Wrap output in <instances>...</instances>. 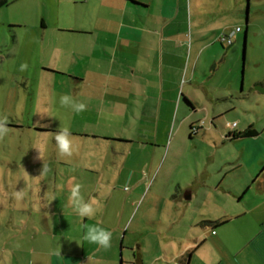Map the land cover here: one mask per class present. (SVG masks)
Wrapping results in <instances>:
<instances>
[{"label": "rangeland", "instance_id": "374dc122", "mask_svg": "<svg viewBox=\"0 0 264 264\" xmlns=\"http://www.w3.org/2000/svg\"><path fill=\"white\" fill-rule=\"evenodd\" d=\"M83 1L6 0L0 6V116L7 115L10 128L0 140V244L43 246L54 242L45 235L50 228L56 243L81 248L84 233L73 232L78 215L69 204L72 186L81 184L84 199L99 205L95 216L109 228L121 226L118 260L125 264L135 263L138 244L143 264H184L181 245L195 234L208 241L191 264L238 248L264 210L252 171L264 165V0H195L201 5L192 8L189 35L213 33L210 26L221 34L242 31L231 46L217 41L190 53L173 99L165 90L159 96L158 88L159 97L149 98L141 86L159 75L123 73L111 52L100 51L101 42L91 54L85 39L93 8ZM23 63L28 67L21 71ZM77 73L85 79L76 82ZM63 94L86 110L62 107ZM249 126L259 134L234 137ZM61 127L74 138L71 157L57 153L54 133ZM20 189L24 199L17 202ZM192 190L189 206L200 223L187 227L180 207ZM127 195L134 205L124 203ZM225 212H245L246 227L204 224ZM213 230L225 233L223 241ZM165 251L162 261L152 257Z\"/></svg>", "mask_w": 264, "mask_h": 264}, {"label": "crops", "instance_id": "0c3cea01", "mask_svg": "<svg viewBox=\"0 0 264 264\" xmlns=\"http://www.w3.org/2000/svg\"><path fill=\"white\" fill-rule=\"evenodd\" d=\"M83 2L93 8L91 26L86 30L88 33V37L85 39L86 48L91 54H94L97 51L98 42H101L100 51L107 56L109 55L108 52H111L112 56L114 55V58L119 60L123 73H130L132 77L137 74L148 75L149 77L159 75L156 80L153 78V80L148 81L147 79L144 86H141L146 91H151L149 93L152 94L149 98L163 97L165 90L168 92L167 98L173 99L175 96L173 91L178 87L184 74H188L187 60L189 62L190 53L196 55L202 53L208 47L214 46L217 41H221L223 36L233 31L221 34L220 28L210 26L213 33H209L208 30H199L196 35H189L187 31L188 22L192 20V8L197 9L201 5V2L195 0L194 2L193 0H84ZM96 30L110 31V36L94 35L93 32ZM241 31L242 29L239 32ZM223 45L225 44L223 43ZM76 52L77 50L72 53ZM196 55H194V59H196ZM197 66L198 62L192 65L191 75L193 77L198 70ZM77 75L76 82L85 79L78 73ZM157 79H160L158 84ZM133 86L136 87V83H133ZM157 88L161 90V93L155 97ZM152 89L155 91L152 92ZM259 164L261 165V163L253 165L252 171L255 174L258 192L264 196V170H260V167L264 169V165L259 166ZM195 192L192 190L190 199L181 201L182 206L180 208L183 211V218L180 221L184 222L187 227H194L200 223L195 215L197 212L193 208L190 209L189 206L190 200L195 197ZM129 197L131 196H125L124 203L131 201V204L134 205L135 201ZM40 206V210L42 208L48 209L47 203L44 201L40 200ZM255 207H259V204ZM245 215V212H234L233 214L225 212L217 220H215L216 217L213 219L209 217L210 219H207L204 224L208 225L209 221H224L218 225H223L227 229L230 224L239 222L238 226L244 229L246 227L243 221ZM255 217L253 226L250 227L252 233L243 237V241L235 244L238 248L234 247L231 252L221 253V257L218 254L216 258H211L206 253L204 264H264V210L261 213H256ZM76 219L72 223L74 233L81 228L84 233V224H98L112 233L111 247L103 249L83 240L81 248H77L78 246L74 243L65 248L60 242L56 243V233L48 228L47 233L49 235H45L52 238L54 242L43 246L40 245V242H30L31 245L17 243L15 246L8 245V242L1 243L0 264H125L121 256L118 260L117 243L121 226L109 228L105 225L104 219L97 216L92 218L78 216ZM175 219H172L171 222L177 225L179 222H177V218ZM72 225L68 229H72ZM212 227L215 226L212 225ZM65 229L66 227L63 228V230ZM212 234L216 237L219 236L218 232L214 230ZM224 237L225 233L217 237V240L223 241ZM207 241V237L201 234L187 238L181 245L179 254L184 264H191L195 255L202 254ZM35 244L37 245L35 246ZM137 249V253L134 255L136 259L134 264H143L144 248L138 244ZM163 255L169 257L167 251L155 252L152 257L158 261Z\"/></svg>", "mask_w": 264, "mask_h": 264}, {"label": "clouds", "instance_id": "9594fccd", "mask_svg": "<svg viewBox=\"0 0 264 264\" xmlns=\"http://www.w3.org/2000/svg\"><path fill=\"white\" fill-rule=\"evenodd\" d=\"M28 65L26 63L21 64L20 70H26ZM60 105L62 107H70L72 111L81 113L86 110V105L82 102L75 101L70 95L63 94L59 98ZM9 121L7 115L0 116V140L5 139L9 135ZM54 140L56 144L57 153L61 158L71 157L74 153V138L72 137L67 127H61L57 132L54 133ZM40 155L42 152L41 148H38ZM81 184H75L71 188L69 202L73 207L76 214L82 218H92L99 210V205L96 200L89 199L85 200L81 195ZM14 198L17 202L24 199L23 190H17L14 193ZM85 231L83 240L98 245L100 248L108 249L111 247L112 233L98 224L96 225H83ZM59 254V253H57Z\"/></svg>", "mask_w": 264, "mask_h": 264}, {"label": "trees", "instance_id": "16d2710c", "mask_svg": "<svg viewBox=\"0 0 264 264\" xmlns=\"http://www.w3.org/2000/svg\"><path fill=\"white\" fill-rule=\"evenodd\" d=\"M7 2L6 0H0V6L5 5ZM223 44V42H221ZM258 135V131L253 128V126H249L242 132H238L234 134V137H244V136H256ZM212 225L217 226L218 224L224 223V221H209Z\"/></svg>", "mask_w": 264, "mask_h": 264}, {"label": "built area", "instance_id": "2783aa9c", "mask_svg": "<svg viewBox=\"0 0 264 264\" xmlns=\"http://www.w3.org/2000/svg\"><path fill=\"white\" fill-rule=\"evenodd\" d=\"M241 30L240 27H236L231 33L223 36L221 38V41L226 45V46H230L233 44V41H234V35L236 32H239ZM232 126H236V123H233Z\"/></svg>", "mask_w": 264, "mask_h": 264}, {"label": "water", "instance_id": "95a60500", "mask_svg": "<svg viewBox=\"0 0 264 264\" xmlns=\"http://www.w3.org/2000/svg\"><path fill=\"white\" fill-rule=\"evenodd\" d=\"M248 9V6H247ZM246 23H248V18H246ZM245 45H246V36H245V41H244V54H243V58L245 57ZM186 198H190V194L188 196H186Z\"/></svg>", "mask_w": 264, "mask_h": 264}, {"label": "flooded vegetation", "instance_id": "af4514ba", "mask_svg": "<svg viewBox=\"0 0 264 264\" xmlns=\"http://www.w3.org/2000/svg\"><path fill=\"white\" fill-rule=\"evenodd\" d=\"M259 134V133H258ZM257 136V135H256Z\"/></svg>", "mask_w": 264, "mask_h": 264}]
</instances>
